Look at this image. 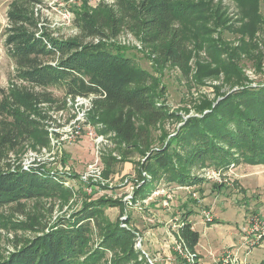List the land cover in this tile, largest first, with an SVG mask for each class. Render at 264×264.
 <instances>
[{
    "label": "rangeland",
    "instance_id": "obj_1",
    "mask_svg": "<svg viewBox=\"0 0 264 264\" xmlns=\"http://www.w3.org/2000/svg\"><path fill=\"white\" fill-rule=\"evenodd\" d=\"M13 1L0 0V90L4 89L8 96L0 95L7 101L0 105V121L11 119L6 112L12 107L11 96L29 88L27 82L15 77L16 65L5 45L8 11ZM214 2L226 10V25L210 26L198 37L195 14L206 8L189 11L186 23L191 25V40L185 71L163 63L128 28H123L115 39L126 47V55L138 67L157 77L156 87L164 89L162 98L170 113L154 126L141 123V133L146 135L140 140L126 142L108 128L100 115L91 117L90 98L71 101L63 86L36 88L51 93V102L38 104L41 114H33L40 121L37 133L9 148L0 167L39 168L56 173L53 181L71 193L25 200L22 206L10 203L1 207L0 261L8 260L26 240L41 234L30 225L52 227L61 217H69L80 209L84 201L102 197L110 200L100 214L106 226H93L90 245L97 248L102 244L103 231L109 227L128 229L134 238L128 255L129 243H123V247L108 249L94 264H114L119 257L128 264H223V256L228 264H254L264 259V238L255 245L249 244L244 230L253 216L264 212V164H231L226 169L196 165L193 173L204 180L187 188L161 180L151 194H137L138 187L145 185L146 172L143 177L140 172L152 151L166 147L174 135L186 129L190 119L203 117L211 110L210 105L234 94L242 84L264 85V28L255 35L244 31L247 19L237 0ZM101 3L110 7L115 0H40L31 2L30 9L38 13L40 24L46 25L53 36L69 38L79 34L75 24L78 13L84 7L96 11ZM64 11H69L70 16H65ZM260 16L264 18V1L260 3ZM236 47L239 51L232 54ZM206 170L222 173L205 175ZM217 184L225 186L221 190ZM189 210L193 211L189 220L201 235L195 247L181 233L183 214ZM207 213L213 221L207 220Z\"/></svg>",
    "mask_w": 264,
    "mask_h": 264
},
{
    "label": "trees",
    "instance_id": "obj_2",
    "mask_svg": "<svg viewBox=\"0 0 264 264\" xmlns=\"http://www.w3.org/2000/svg\"><path fill=\"white\" fill-rule=\"evenodd\" d=\"M237 1L247 19L244 31L255 35L264 28L261 26L264 18L260 16V3L264 0ZM31 2L40 0L22 3L14 0L8 11L5 45L16 65L15 77L27 82L29 88H23L18 96H11L12 107L6 110L11 119L0 121V164L9 148H15L23 138L37 133L40 121L33 114H41L38 104L51 102V93L36 88L63 86L72 100L92 95L91 117L100 115L108 128L126 142L140 140L146 135L141 133V123L154 126L170 113L162 98L164 89L156 87L157 77L138 67L136 61L126 55V47L115 40L123 28L135 32L163 63L185 71L191 40V25L186 23L189 11L206 8L195 14L198 37L210 26L226 25V10L214 0H115L110 7L101 3L96 11L84 7L75 19L79 34L61 38L53 36L46 25L40 24L38 13L30 9ZM238 51L236 47L232 54ZM5 92L0 90V95ZM233 92L214 106L210 105L211 110L203 117L190 119L184 126L186 129L174 135L166 147L152 151L140 172L142 177L146 172V176L145 185L138 187L139 196L151 194L161 180L180 185L204 180L193 173L196 165L226 169L231 164H264V85L242 84ZM5 102L0 97V105ZM52 176L58 174L39 168L0 167V208L10 203L22 206L25 200L71 193L67 187L55 183ZM224 186L217 184L216 188L222 190ZM109 202L103 197L90 199L52 227L30 225L41 234L26 240L0 264H94L108 249L123 247V243H129L128 255L132 252L130 244L134 238L128 229L109 227L103 231L102 244L97 248L90 245L93 226L99 229L106 226L100 214ZM192 213L189 210L183 214L181 233L187 243L195 247L201 235L189 221ZM83 255L86 257L81 259ZM128 263L119 257L114 264ZM254 264H264V259Z\"/></svg>",
    "mask_w": 264,
    "mask_h": 264
},
{
    "label": "built area",
    "instance_id": "obj_3",
    "mask_svg": "<svg viewBox=\"0 0 264 264\" xmlns=\"http://www.w3.org/2000/svg\"><path fill=\"white\" fill-rule=\"evenodd\" d=\"M64 15L65 16H70V12L69 11H64ZM85 98H90L91 101L93 102V99L94 97L91 95V96H88V97H85V96H78L75 100H72L71 96H69V99L71 101H78V100H81V99H85ZM216 173H222V172H219V171H212V170H206L205 171V175H209V174H216ZM206 218L208 220H212L213 218H211L212 216L207 213V215L205 214ZM245 232L248 234L247 235V239H249L248 243L249 244H253L255 245L258 241L262 240V238H264V212L263 213H259L257 216H253L252 219H251V222L249 223V225H247V227L244 228ZM230 256L229 255V259H230ZM192 257H194L192 255ZM192 258L189 259V261L192 262ZM222 262L223 264H228L225 259V257L223 256V259H222Z\"/></svg>",
    "mask_w": 264,
    "mask_h": 264
},
{
    "label": "crops",
    "instance_id": "obj_4",
    "mask_svg": "<svg viewBox=\"0 0 264 264\" xmlns=\"http://www.w3.org/2000/svg\"><path fill=\"white\" fill-rule=\"evenodd\" d=\"M182 187H183V188H187L188 185H182ZM190 216H191V215H190ZM190 216H189V219H190ZM174 218L177 219V220H179L177 216H174ZM204 219H205V218H204ZM207 220H208V219H207ZM189 221L191 222V220H189ZM205 221H206V219H205ZM210 221H213V219L210 220ZM210 221H209V222H210ZM181 222H182V221H181ZM191 223H192V222H191ZM180 224H181V223H180ZM192 225H194V224L192 223ZM192 227H193V229H195L194 226H192ZM195 230H196V229H195ZM197 231H198V230H197ZM232 240H233V239H232ZM255 263H256V262H255Z\"/></svg>",
    "mask_w": 264,
    "mask_h": 264
}]
</instances>
